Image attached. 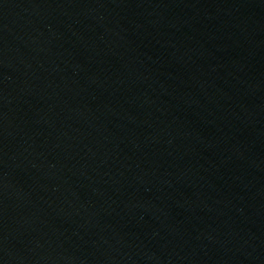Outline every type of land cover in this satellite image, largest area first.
<instances>
[{"label": "water", "instance_id": "water-1", "mask_svg": "<svg viewBox=\"0 0 264 264\" xmlns=\"http://www.w3.org/2000/svg\"><path fill=\"white\" fill-rule=\"evenodd\" d=\"M0 264H264V0H0Z\"/></svg>", "mask_w": 264, "mask_h": 264}]
</instances>
